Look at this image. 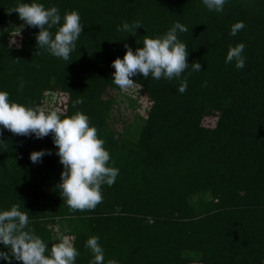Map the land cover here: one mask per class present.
I'll return each instance as SVG.
<instances>
[{"label": "trees", "instance_id": "trees-1", "mask_svg": "<svg viewBox=\"0 0 264 264\" xmlns=\"http://www.w3.org/2000/svg\"><path fill=\"white\" fill-rule=\"evenodd\" d=\"M30 2L57 7L61 24L66 12H78L83 31L68 61L45 49L36 55L39 28L8 13ZM136 21L142 27L135 35L118 30ZM238 21L245 27L232 36ZM177 22L188 29L177 30L188 68L172 80L133 77L153 103L139 125L119 133L111 120L116 98L104 97L120 89L112 61L123 58L125 44L135 51L145 36L161 37ZM13 30L20 31L19 47L9 45ZM238 43L245 45L242 69L225 63ZM48 88L70 91L61 118L86 114L119 174L112 186L102 185L94 210L70 211L61 195L47 201L46 188L63 171L52 134L17 136L0 126V211L19 205L27 212L46 255L61 236L75 237V264H90L85 245L96 236L104 264H264V0H225L221 12L203 0H0V91L36 107ZM77 98L84 102L73 106ZM205 115L217 116L216 126H203ZM42 149L51 155L32 163L30 153ZM0 251L9 249L0 243Z\"/></svg>", "mask_w": 264, "mask_h": 264}, {"label": "clouds", "instance_id": "clouds-1", "mask_svg": "<svg viewBox=\"0 0 264 264\" xmlns=\"http://www.w3.org/2000/svg\"><path fill=\"white\" fill-rule=\"evenodd\" d=\"M203 4L210 11H223L225 0H203ZM16 12L19 19L30 27L39 28L36 35L37 50L45 49L50 55L68 61L71 52L76 48V41L83 31L78 12H66L61 24V16L57 7L45 8L38 2L19 3L8 10ZM54 26H59L55 34L50 31ZM23 27V26H22ZM139 21L132 24L124 23L118 30L135 35ZM245 24L238 21L231 27L230 35L235 36ZM179 32H187L183 24L177 22L161 37L151 38L145 36L143 46L135 51L125 44L126 52L121 59L117 57L112 61L115 71L113 83L122 91L134 87L135 77L141 74L147 78L150 74L153 79L165 78L172 80L179 78L188 68V49L177 38ZM20 35V31L15 36ZM14 36V37H15ZM139 43V41H138ZM17 41L11 38L9 45ZM245 49L243 43L230 46L225 63L235 62L237 69L245 66L242 55ZM194 71L201 70V64L193 61ZM20 88H23L21 82ZM179 92L187 90V81L181 82ZM83 99L77 98L73 106L83 104ZM59 109L46 110L43 107H28L17 102L9 101V93L0 91V126L17 136H31L44 138L49 134L58 149L57 155L63 165L60 182L55 186L59 189L62 199L70 211L94 210L103 201L102 185L112 186L119 174V169L108 166L110 154L103 147L104 141L98 137L97 129L89 124V117L77 111L71 116L61 118ZM51 155V150H39L30 153L32 163L41 162L44 155ZM99 238L90 237L86 247L90 249L94 259L90 264H104V251L99 244ZM0 243L9 249L0 251V258L9 261L15 258L22 264H75L79 255L73 241L68 236H61L59 242L52 243L49 247L44 240L35 234L29 227L27 212L20 210L19 205H13L10 210L0 211ZM108 264H117L109 260Z\"/></svg>", "mask_w": 264, "mask_h": 264}, {"label": "rangeland", "instance_id": "rangeland-1", "mask_svg": "<svg viewBox=\"0 0 264 264\" xmlns=\"http://www.w3.org/2000/svg\"><path fill=\"white\" fill-rule=\"evenodd\" d=\"M19 31L13 30L9 38H14L17 43L20 35L15 36ZM15 36V37H14ZM45 96L41 101V106L46 110L59 109L62 114L68 113L71 103V93L69 90L49 89L44 90ZM113 95L116 98L115 103L111 109V120L113 127L119 133L126 129L131 123L132 128L139 125L141 121L140 116H144L149 112L150 106L153 103V97L145 89L142 84L136 83L134 87L122 91L121 89H110L104 97ZM218 117L215 115H205L202 125L208 128L216 126ZM46 192L50 195L47 201H54V198L60 195V191L55 186L46 188ZM75 244V237H70ZM186 264H206L200 261H192ZM212 264V263H211Z\"/></svg>", "mask_w": 264, "mask_h": 264}]
</instances>
